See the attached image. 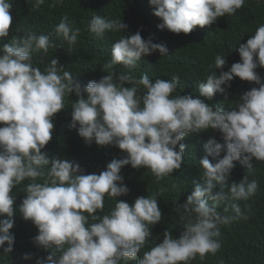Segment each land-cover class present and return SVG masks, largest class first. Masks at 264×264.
I'll use <instances>...</instances> for the list:
<instances>
[{
	"label": "clouds",
	"instance_id": "9594fccd",
	"mask_svg": "<svg viewBox=\"0 0 264 264\" xmlns=\"http://www.w3.org/2000/svg\"><path fill=\"white\" fill-rule=\"evenodd\" d=\"M44 3L33 0L35 8ZM57 3L63 0H53L50 7ZM149 3L153 14L162 20L158 29L187 35L197 26H211L218 18L235 15L245 0ZM11 10L10 0H0V254L13 253L12 229L18 209L22 218L38 229L32 243L49 253L36 258L35 264H189L197 256L203 260L208 254L215 255L221 248L219 226L249 218L238 203L226 205L223 214L217 210L219 205L248 201L259 187L257 181L249 182L247 175L230 186L228 180L235 162L249 172L253 160L264 162V78L257 72L264 68V24L240 44V62L229 70L224 71L225 57H215L214 65L209 66L214 70L197 86L199 95H173L179 76L153 81L147 73L137 79L131 71H112L116 65L134 69L142 56L168 55L165 43H154L151 36L144 39L139 31L121 37L103 66L109 70L107 75L82 85L56 57L43 71L33 66L34 53L46 56L56 47L54 38L75 45L81 29L73 28L65 16L47 35L27 31L6 43L13 22ZM127 29L123 21L99 15L88 22V31L97 39L107 31ZM235 77L259 87L244 92L230 110L206 102L218 92L227 100V89ZM141 86L144 91L138 94ZM73 93L77 99L71 105V127L78 129L85 144L111 145L123 153L99 174H85L78 162L50 159L43 151L53 138L54 117L64 110L66 96ZM209 130L219 132L224 143L210 138L203 145L204 157L199 161L203 182H194L191 195L178 207L186 214L180 217L185 230L179 238L165 230L162 242L138 258L152 236L149 225L160 223L163 214L159 193L137 197L131 204L117 199L130 192L122 169L128 165L149 169L159 182L182 169L187 149L182 141ZM37 178L43 182H36ZM26 180L31 181L24 186L26 195L18 208L14 207L13 189ZM106 196L116 203L100 215ZM33 257L32 253L22 255L25 261Z\"/></svg>",
	"mask_w": 264,
	"mask_h": 264
},
{
	"label": "trees",
	"instance_id": "16d2710c",
	"mask_svg": "<svg viewBox=\"0 0 264 264\" xmlns=\"http://www.w3.org/2000/svg\"><path fill=\"white\" fill-rule=\"evenodd\" d=\"M10 3L13 22L10 34L3 42L11 43L14 38L22 37L27 31L47 35L65 16L73 28L81 29L75 45L70 46L62 38H54L56 47L49 49L46 56L33 54V66L39 67L41 71L56 57L60 64L65 66V70L82 85L91 80L98 81L109 71L103 69V66L111 59L114 42L139 31L144 39L151 36L154 43H165L168 55L161 56L156 52L142 56L138 67L134 69L129 70L122 65H116L112 71L117 74L131 71L137 79L147 73L153 81L157 78L170 80L173 76H179V87L173 95H199L197 86L206 80L210 71L214 70L209 66L214 65L215 57L218 54L225 57L227 63L224 71L229 70L233 63L240 62L238 52L240 44L246 43L256 28L264 24V0H245L243 7L235 15L218 18L211 26L204 28L197 26L187 35L183 33L177 35L167 29H158L157 25L162 23V20L153 14L154 9L149 0H63L62 4L57 3L55 7H50L53 0H45L39 8L33 6V0H10ZM93 15H99L107 20L119 19L128 25V29L126 32L107 31L102 39H97L88 31V22ZM219 71L217 70L218 74ZM257 72L264 78V68H258ZM253 87L259 86L235 77L231 82V88L227 89V100L224 94L218 92L212 100L206 102L213 106L221 104L226 110H230L236 107L239 97ZM143 91L141 86L138 94H142ZM76 99L74 93L66 96L64 110L56 114L53 120L55 124L53 138L43 151L47 152L50 159L78 162L85 170V174H99L112 159L122 158L123 153L111 145L100 147L95 143L91 146L85 144L78 135V129L71 127V105ZM210 138L224 143L222 135L212 130L193 133L186 137L182 141L187 145L182 169L159 182L149 169L137 170L131 165L122 169L124 183L130 192L127 196L117 199L131 204L137 197L159 193L158 206L163 214L160 223L149 225L152 236L138 254V258L162 242L165 230L172 232L175 238H179L185 230L180 217L186 214L178 207L191 195L194 182H203L204 170L199 161L204 157L203 145ZM252 164L253 169L249 172L245 166L235 162L228 184L230 186L232 183H239L247 175L249 182L253 180L258 182L259 187L255 195L248 201H227L220 204L217 209L223 214L226 205L238 203L249 218L233 221L229 226L220 225L221 235L218 237L220 250L215 255H206L203 260L197 256L189 264H264V162L253 160ZM30 182L26 180L13 189L12 194L16 197L14 207L18 208L22 203L26 195L23 191L24 186ZM36 182L42 183L43 178H37ZM219 189L220 185L217 184L216 191ZM224 191H228L227 186ZM115 203L116 200L106 196L104 211L98 214H107ZM228 214L231 215V211ZM14 219L15 225L12 229L15 234L14 250L12 254H0V264H35L36 258L46 257L49 253L38 249L32 243V238L38 234V229L33 223L25 221L18 209ZM24 253L34 254L33 259L23 260ZM129 264H136V261H130Z\"/></svg>",
	"mask_w": 264,
	"mask_h": 264
}]
</instances>
